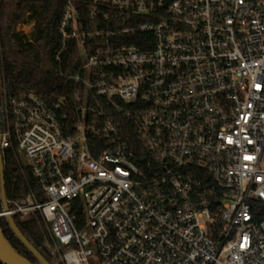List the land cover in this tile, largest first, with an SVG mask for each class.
I'll return each instance as SVG.
<instances>
[{"label": "built area", "instance_id": "2783aa9c", "mask_svg": "<svg viewBox=\"0 0 264 264\" xmlns=\"http://www.w3.org/2000/svg\"><path fill=\"white\" fill-rule=\"evenodd\" d=\"M59 31L70 103L0 79L36 180L1 217L51 264H264V0H65Z\"/></svg>", "mask_w": 264, "mask_h": 264}, {"label": "trees", "instance_id": "16d2710c", "mask_svg": "<svg viewBox=\"0 0 264 264\" xmlns=\"http://www.w3.org/2000/svg\"><path fill=\"white\" fill-rule=\"evenodd\" d=\"M64 7L65 0H0V79L4 78L10 95L36 92L51 101L64 96L65 104L71 102V88L65 86L66 80L78 70L83 60L73 43L62 52L60 60L56 58L61 44L59 25ZM31 21L35 23L31 36L18 29V25ZM3 158L6 196L9 207H12L14 200L35 187L36 180L15 140L5 149ZM2 209L0 182V211ZM14 218L25 237L52 262L46 246L49 238L41 215L36 212L26 219ZM0 224L12 246L33 263L39 264L5 217H1Z\"/></svg>", "mask_w": 264, "mask_h": 264}, {"label": "water", "instance_id": "95a60500", "mask_svg": "<svg viewBox=\"0 0 264 264\" xmlns=\"http://www.w3.org/2000/svg\"><path fill=\"white\" fill-rule=\"evenodd\" d=\"M1 131H0V182H1V198L2 207L5 212L9 211L8 199L6 196L5 189V164L3 158V152L1 149ZM11 229L16 234V236L22 241V243L29 249V251L37 258L39 264H51L40 252L35 248V246L25 237L21 232L18 225L15 222V218L11 214L5 216ZM1 219V215H0ZM0 263L2 264H35L28 258L21 255L8 241L5 237L3 229L0 224Z\"/></svg>", "mask_w": 264, "mask_h": 264}, {"label": "rangeland", "instance_id": "374dc122", "mask_svg": "<svg viewBox=\"0 0 264 264\" xmlns=\"http://www.w3.org/2000/svg\"><path fill=\"white\" fill-rule=\"evenodd\" d=\"M35 23L33 21L18 25V29L22 30L25 34L31 36L34 31Z\"/></svg>", "mask_w": 264, "mask_h": 264}]
</instances>
